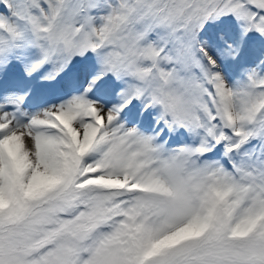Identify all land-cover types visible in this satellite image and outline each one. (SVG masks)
Segmentation results:
<instances>
[{
	"label": "snow or ice",
	"instance_id": "6c2138e0",
	"mask_svg": "<svg viewBox=\"0 0 264 264\" xmlns=\"http://www.w3.org/2000/svg\"><path fill=\"white\" fill-rule=\"evenodd\" d=\"M0 264H264V0H0Z\"/></svg>",
	"mask_w": 264,
	"mask_h": 264
}]
</instances>
